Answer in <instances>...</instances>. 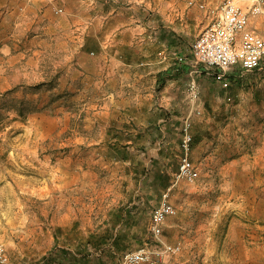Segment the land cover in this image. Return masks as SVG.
Returning a JSON list of instances; mask_svg holds the SVG:
<instances>
[{
  "label": "rangeland",
  "instance_id": "obj_1",
  "mask_svg": "<svg viewBox=\"0 0 264 264\" xmlns=\"http://www.w3.org/2000/svg\"><path fill=\"white\" fill-rule=\"evenodd\" d=\"M222 2L50 0L41 20L32 6L0 27V247L6 264H46L47 256L72 252L55 247L86 237L70 230L73 224L95 228L91 238L104 243L116 236L118 248L95 252L104 264H123L126 252L156 245L151 214L171 186L176 213L167 218L162 239L181 248L162 264H264V59L250 70L232 69L225 85L219 70L197 62L192 52ZM251 28L264 35V14L252 18ZM130 36L135 43L148 37L154 70L177 62L180 90L168 92L175 105L168 96L165 106L158 99L168 75L157 84L145 75L147 92L140 74L113 72L118 62L107 55L127 50L122 43ZM127 99L142 103L127 106L139 108L142 118L143 103L152 102L150 112L167 132L158 139L166 149L158 153L162 162H147L143 175L117 163L108 148L113 138L104 137L124 118L120 105ZM188 118L198 176L176 181ZM125 138L117 139L120 146ZM120 205L132 211L131 225L102 234L103 212Z\"/></svg>",
  "mask_w": 264,
  "mask_h": 264
},
{
  "label": "crops",
  "instance_id": "obj_2",
  "mask_svg": "<svg viewBox=\"0 0 264 264\" xmlns=\"http://www.w3.org/2000/svg\"><path fill=\"white\" fill-rule=\"evenodd\" d=\"M48 2H50V0H34L31 4L28 3V1L22 0H0V27L6 25L7 22L10 23V20H17L19 18H22L23 11L27 13L32 12L30 11V8H32V6H34L33 10H35L36 18L41 20L43 12L45 11V14L47 13ZM24 15H26V13ZM204 19L206 20V18ZM111 42L112 44H118L114 39ZM136 42L137 43H135L133 36H130L128 40H124L122 43L129 46L127 50H115L114 52H109L107 57H109L114 62H118V64L114 68L115 70L113 69V72L120 75H122L121 73H124V76L125 74L128 75V73L140 74L141 79H144V82L142 83L143 90L145 89V91L147 90V92L148 79L146 83L144 77L145 75H151L150 79H154V84H157L159 79L161 80L165 77V75H168L170 77V79L168 80V84L165 86V89L161 92V96L158 99L162 100V104L164 106L166 104L165 102L168 101H171V103L175 105L177 103L175 99L173 100L175 96L171 99L168 95V92L171 91L174 95L175 90H180L177 86L181 81V77L179 76L180 73H176V71H179V68L176 65L177 62L166 61V63L161 68L154 70L151 66H149L152 64H150L151 55L148 50V37H141L140 41ZM165 42L168 43L167 40ZM140 44H142V46L141 48H138ZM156 64H160V62ZM152 73H154V75ZM241 73L242 70L240 71V75ZM227 74H229L227 75L229 80L230 75L233 73L228 72ZM145 95V99H152L150 93H146ZM166 96L169 97L168 101L166 99ZM152 100L153 103L156 101L155 98H153ZM141 104L142 103H139L137 99H127V101H123L120 106L124 105V108H126L123 112L124 118L122 119V117H120L121 119L118 120V125L117 121L116 124L114 123L113 125L110 122V126L112 127V129H109V131H106L104 134V137L113 138L109 140L111 144H109L108 146V148H110L111 152L113 153V159L117 163L125 164V167L131 172L133 176L135 174L140 175L138 173L145 169L144 166H148L149 161L160 164L162 162L163 156L162 154L161 156L158 155V153L162 152L164 154V151H166V149H164V146L162 145L164 144V142L158 139H162L160 137L161 135L162 137H165L167 132H161L163 128L158 126L162 119H158L157 116H154L153 113L150 112V110L153 108V105H151L152 102L151 104H149V101L143 103L147 115L143 118L137 116L136 114L141 112L139 108L135 109L136 111H134V109L130 110L127 108V106L139 107L141 106ZM128 112L131 114H129ZM113 128H116V130ZM121 137H126V140L123 141L124 145L120 146L117 139ZM150 139H152V142H154L153 144H151ZM155 154H157V156ZM142 173L143 172H141V175H143ZM145 174H147V172ZM142 179L143 178H141V180ZM122 206L123 205H120L117 208L113 209L110 208L108 209V212H105V214L103 212L101 217H103L104 219L100 223V230H103L102 234H107V232L108 234H111L112 232H115L116 235L119 234V229H122V227L126 228L128 223L129 225H131V222H128V219L132 217V211L128 210L129 206L126 208H122ZM73 228L74 230H80L77 231L78 233L76 232L77 234H85L86 237L83 238V236L79 235V241H75L73 242V244H56V249H67L71 250L72 252H68V254H60V256L54 257L53 259L50 256H47L46 264H104V258L100 255V253L95 251L98 248L103 249V247L108 246L109 244L113 248H118L117 246H115L119 242V239L116 238V236L111 241H108V243H104L102 238H91V234L96 232L95 228L89 230L85 229V227L83 226L75 227V224L70 226V230H72ZM59 238V235H57V242ZM77 249H84L83 251L87 249L88 252L77 253L75 252V250ZM23 264L30 263L28 261H24Z\"/></svg>",
  "mask_w": 264,
  "mask_h": 264
},
{
  "label": "built area",
  "instance_id": "obj_3",
  "mask_svg": "<svg viewBox=\"0 0 264 264\" xmlns=\"http://www.w3.org/2000/svg\"><path fill=\"white\" fill-rule=\"evenodd\" d=\"M201 7L206 8V5L201 4ZM261 14H264V0H223L219 11L192 43L196 61L210 69L219 70L218 76L222 77L225 85L229 84L227 73L234 67L240 65L250 70L264 59V35L251 28L252 18ZM176 59L182 61L184 57L178 54ZM189 88L192 98H196L198 91L195 80L190 82ZM200 112L197 110V113ZM192 142L191 119L188 118L182 128L183 154L176 181L186 179L192 182L198 176L197 168L189 156ZM171 191L172 186L164 192L160 204L151 214L150 230L156 245L145 244L126 252L123 264H162L166 256L180 250V245L169 244L162 239L167 218L176 213L170 200ZM7 261L4 248L0 247V263L6 264Z\"/></svg>",
  "mask_w": 264,
  "mask_h": 264
}]
</instances>
